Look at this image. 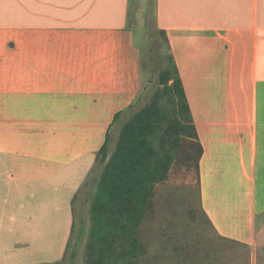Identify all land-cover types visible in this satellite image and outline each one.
<instances>
[{
  "label": "crops",
  "instance_id": "0c3cea01",
  "mask_svg": "<svg viewBox=\"0 0 264 264\" xmlns=\"http://www.w3.org/2000/svg\"><path fill=\"white\" fill-rule=\"evenodd\" d=\"M148 2L0 0V175L41 181L75 166L89 177L116 113L145 95L141 28L130 12ZM154 5L203 146L202 207L220 236L256 253L264 249V0Z\"/></svg>",
  "mask_w": 264,
  "mask_h": 264
},
{
  "label": "rangeland",
  "instance_id": "374dc122",
  "mask_svg": "<svg viewBox=\"0 0 264 264\" xmlns=\"http://www.w3.org/2000/svg\"><path fill=\"white\" fill-rule=\"evenodd\" d=\"M130 14L132 24L141 28L135 36L146 68L145 95L135 106L138 110L149 101L168 50L156 35L154 0L134 3ZM118 136L115 126L113 147ZM102 170L98 162L89 177V171L85 174V169L74 166L45 180L18 182L1 173L0 264H56L75 250L77 263L87 264L90 205ZM262 231L258 245L264 247ZM141 234L147 245L142 264H264V249L253 253L209 224L200 204L196 169L184 168L181 160L169 179L157 186Z\"/></svg>",
  "mask_w": 264,
  "mask_h": 264
},
{
  "label": "trees",
  "instance_id": "16d2710c",
  "mask_svg": "<svg viewBox=\"0 0 264 264\" xmlns=\"http://www.w3.org/2000/svg\"><path fill=\"white\" fill-rule=\"evenodd\" d=\"M156 35L168 50L157 71V85L143 107L136 110L133 104L116 113L97 155L103 170L90 205L87 264H142L147 252L143 224L157 186L169 179L179 160L184 168L196 169L201 208L214 228L201 201L203 146L167 32L157 28ZM115 126L119 136L113 147ZM56 264H78L76 250Z\"/></svg>",
  "mask_w": 264,
  "mask_h": 264
}]
</instances>
